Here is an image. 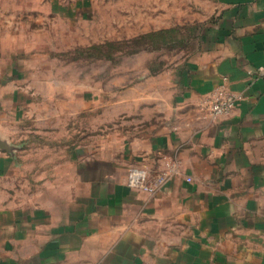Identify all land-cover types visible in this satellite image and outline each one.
<instances>
[{
    "label": "crops",
    "instance_id": "1",
    "mask_svg": "<svg viewBox=\"0 0 264 264\" xmlns=\"http://www.w3.org/2000/svg\"><path fill=\"white\" fill-rule=\"evenodd\" d=\"M206 4L196 50L118 95L52 78L50 31L36 48L23 27L0 36V264H264V0ZM61 11L47 19L77 14ZM220 85L243 98L211 120L201 103ZM167 163L178 174L153 195L126 185Z\"/></svg>",
    "mask_w": 264,
    "mask_h": 264
},
{
    "label": "rangeland",
    "instance_id": "2",
    "mask_svg": "<svg viewBox=\"0 0 264 264\" xmlns=\"http://www.w3.org/2000/svg\"><path fill=\"white\" fill-rule=\"evenodd\" d=\"M7 1H0L1 38L7 31L23 27L31 35L26 38L28 43L44 47L47 39L36 36L37 31H50L52 78H66V88L73 90L72 80L77 79V89L82 85L84 98L105 93L112 84H116L118 95L124 81H137L145 73L156 76L182 63L196 50L213 8L206 4L209 0H18L15 5ZM80 2L82 7L74 10L73 4ZM57 4L66 10L61 11V17L64 13L77 14L64 21L47 19L48 5L53 13ZM15 41L19 44L21 39ZM83 105L87 112L82 121L88 130L96 118L90 114L93 104ZM73 108L74 103L67 102V111ZM73 120L67 117L66 125ZM122 121L118 119L116 125H122ZM26 136L23 134L22 140ZM67 136L71 141L78 138ZM37 137L41 136L33 135L35 141ZM18 184L20 189L27 187L26 181Z\"/></svg>",
    "mask_w": 264,
    "mask_h": 264
},
{
    "label": "built area",
    "instance_id": "3",
    "mask_svg": "<svg viewBox=\"0 0 264 264\" xmlns=\"http://www.w3.org/2000/svg\"><path fill=\"white\" fill-rule=\"evenodd\" d=\"M256 74L258 77H264V66L258 67ZM242 98L240 93H235L225 88L223 85H220L205 97L201 105L208 117L211 120H216L229 115ZM177 174V167L172 163H167L165 168L155 175H150L145 169L131 167L127 171L126 185L131 189L153 195L161 189L172 176ZM186 181L190 182L191 179L187 177Z\"/></svg>",
    "mask_w": 264,
    "mask_h": 264
}]
</instances>
